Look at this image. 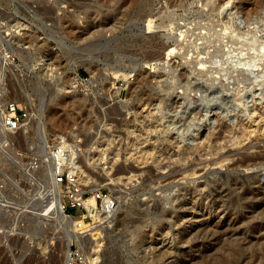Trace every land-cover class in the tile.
I'll list each match as a JSON object with an SVG mask.
<instances>
[{"label": "rangeland", "instance_id": "rangeland-1", "mask_svg": "<svg viewBox=\"0 0 264 264\" xmlns=\"http://www.w3.org/2000/svg\"><path fill=\"white\" fill-rule=\"evenodd\" d=\"M0 19L36 121L0 144V264H264V0H0ZM58 134L119 207L66 210L79 244L33 215Z\"/></svg>", "mask_w": 264, "mask_h": 264}, {"label": "built area", "instance_id": "built-area-1", "mask_svg": "<svg viewBox=\"0 0 264 264\" xmlns=\"http://www.w3.org/2000/svg\"><path fill=\"white\" fill-rule=\"evenodd\" d=\"M3 25L0 19V100L6 101L4 105L0 102V144L9 146L10 137L27 128L33 114L26 105L9 98V76L19 65L11 48L3 40ZM12 67L15 69L11 72ZM51 144H48V148L52 147L50 154L53 175L56 183L62 188V212L81 210L84 218L91 220H97L100 216L106 220L113 218L118 205L116 198L102 188L89 189V186L83 183L85 176L79 163L81 155H71L70 149L60 143ZM33 162L31 169L36 168L37 159ZM34 179L38 180L35 177ZM4 187V180L0 177V196H3ZM97 213L99 215L96 217ZM69 250L73 264H85V257L79 250Z\"/></svg>", "mask_w": 264, "mask_h": 264}, {"label": "bare ground", "instance_id": "bare-ground-1", "mask_svg": "<svg viewBox=\"0 0 264 264\" xmlns=\"http://www.w3.org/2000/svg\"><path fill=\"white\" fill-rule=\"evenodd\" d=\"M64 1V0H63ZM146 2V1H145ZM64 3V2H63ZM91 3V2H90ZM41 7V6H40ZM139 8V7H138ZM42 9V8H41ZM45 11H47V10H45ZM43 12V11H42ZM152 15V14H151ZM147 17V16H146ZM145 17V18H146ZM158 18V17H157ZM148 24V27L147 28H151L152 26H153V23H154V18L153 17H151V18H149L148 19V22H147ZM155 24V23H154ZM157 24V23H156ZM23 25V23H21L19 26L21 27ZM23 27H24V25H23ZM23 29V28H22ZM185 32V31H184ZM5 34V33H4ZM3 34V40L4 41H6V39H5V37H6V35H4ZM7 37H8V35H7ZM8 41V40H7ZM8 43V42H7ZM9 46V45H8ZM125 72V71H124ZM122 73H123V71H122ZM124 74V73H123ZM124 75H126V77L129 75L128 73H125ZM12 100H14V99H12ZM3 101V103H2V105H4L5 104V100H2ZM16 101V100H15ZM0 102H1V100H0ZM43 113L46 111V108L44 107L43 108ZM36 122V121H35ZM35 122H34V117H31V120H30V123H29V125L30 126H34L35 127ZM46 123V122H45ZM37 126H38V123H37ZM37 130V129H36ZM57 139H62V140H59V141H61L62 143H61V145H64V146H66L68 149H70V151H71V155H78L77 154V151L75 152L74 151V149L73 150H71V147H69V145L67 144V141L64 139V137H63V135H61V134H58L57 135ZM51 149H52V147H50V149H48L50 152H51ZM50 152H49V161H48V169H47V179H48V181H47V185H48V191H46L45 193H40V197L38 196V197H35L36 199V201L35 202H37L38 201V199L39 198H41L42 196H44V199H42L43 200V202H42V204H40V205H36V206H32V207H34L35 208V210H33L34 211V213H33V215L35 214V216L37 217V219H38V222H40V223H42V224H44V223H47V222H45V220L46 219H48L49 221H50V218H51V222L49 223L48 222V224H50V225H55V226H58L59 224H61L62 223V221L64 220V219H66L67 218V216L69 217V219H70V225H71V227L73 228L72 230L73 231H71V234H68L69 235V244H71L70 242H71V240L72 239H74V240H76V242H77V244H79V243H81V241H82V239H81V237L83 236V235H81L80 234V232H83V231H85V229H87L88 227H89V225H88V223L84 220V219H81V220H75L74 218H76V217H73V216H71V215H67L65 212H62V195H61V193H60V187H59V185L56 183V181H55V177H54V175H53V168H52V161H51V154H50ZM242 154V153H241ZM250 157V156H249ZM243 162V161H242ZM108 173H110V172H108ZM108 173L106 174V175H108ZM44 176H46V175H44ZM133 176V174H129V175H124V176H122L121 175V177L120 176H118V179H119V177L120 178H122V177H125V178H127V179H130L131 177ZM114 178H117L116 176L115 177H113V179ZM110 179H112V178H110ZM114 180H116V179H114ZM46 182V181H45ZM35 183V182H34ZM109 183H111V181L109 182ZM43 189V188H42ZM42 194H45V195H42ZM34 198V197H33ZM41 201V200H40ZM31 208V207H30ZM33 208V209H34ZM119 207H117V209H118ZM6 211V210H5ZM1 212V211H0ZM30 212V211H29ZM198 214V213H197ZM203 216V215H202ZM71 217V218H70ZM73 217V218H72ZM216 219V218H215ZM213 222V221H212ZM63 223H65V222H63ZM68 223V222H67ZM225 223H226V221H225ZM210 227V226H209ZM91 228V227H90ZM198 228V227H197ZM213 228V227H212ZM71 229V228H70ZM203 229V228H202ZM91 230V229H90ZM201 230V229H200ZM88 230H86V232H87ZM217 232V231H216ZM68 233V232H67ZM70 233V232H69ZM258 233V232H257ZM95 234V233H94ZM209 234V233H208ZM214 235V234H213ZM207 240V239H206ZM89 241V240H88ZM214 241V240H213ZM83 242V241H82ZM68 244V245H69ZM240 244V243H239ZM248 245H249V243H248ZM253 245V244H252ZM80 247H81V245H79ZM86 246V245H85ZM89 246V245H88ZM98 248H99V242H98V240H95V243H93V246H92V248H91V251L92 252H89L88 253V259L91 261V263H93L95 260H97L98 258H99V255H100V253H99V251H98ZM249 248V247H248ZM244 249V248H243ZM166 251V250H165ZM86 254V253H85ZM87 255V254H86ZM86 255H85V257H86ZM251 255H253V254H251ZM254 257H255V255H254ZM253 257V258H254ZM250 258V257H249ZM252 258V259H253ZM258 258H260V257H258ZM68 260H72V258H71V254H70V252H69V254H68ZM246 260H249L248 258L246 259ZM245 262V261H244ZM263 262V261H262ZM246 263V262H245ZM248 263V262H247ZM225 264V263H224ZM242 264H244V263H242ZM255 264V263H254Z\"/></svg>", "mask_w": 264, "mask_h": 264}]
</instances>
